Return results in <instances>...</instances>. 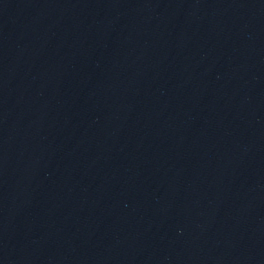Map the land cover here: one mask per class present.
I'll use <instances>...</instances> for the list:
<instances>
[{"label":"water","instance_id":"1","mask_svg":"<svg viewBox=\"0 0 264 264\" xmlns=\"http://www.w3.org/2000/svg\"><path fill=\"white\" fill-rule=\"evenodd\" d=\"M0 264H264V0H0Z\"/></svg>","mask_w":264,"mask_h":264}]
</instances>
